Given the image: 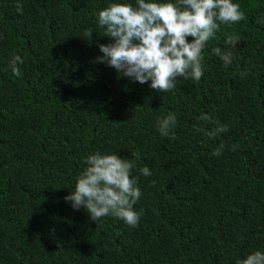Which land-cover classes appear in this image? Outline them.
Masks as SVG:
<instances>
[{"label":"trees","instance_id":"1","mask_svg":"<svg viewBox=\"0 0 264 264\" xmlns=\"http://www.w3.org/2000/svg\"><path fill=\"white\" fill-rule=\"evenodd\" d=\"M112 3L137 6L0 0V264H238L264 252V0H233L245 19L220 23L201 79L167 92L96 62L111 42L99 12ZM169 113L176 125L162 136ZM218 124L228 130L210 137ZM97 152L134 163L136 226L65 201Z\"/></svg>","mask_w":264,"mask_h":264},{"label":"clouds","instance_id":"2","mask_svg":"<svg viewBox=\"0 0 264 264\" xmlns=\"http://www.w3.org/2000/svg\"><path fill=\"white\" fill-rule=\"evenodd\" d=\"M17 11L22 13V4H17ZM243 19L240 5L233 0H177L175 4L137 0L135 7L130 3H112L99 12L98 23L106 28L111 42L99 45L103 55L98 56L96 62L114 68L120 77L140 84L150 82L156 92H167L176 87L178 77L200 80L203 75L202 51L220 23H236ZM225 43L235 47L238 38L228 35ZM213 53L226 66L234 59L228 48L217 47ZM17 62L23 63L18 55L12 58L10 67L19 76ZM176 121L172 113L161 118L158 121L160 134L169 136ZM227 130L226 125L218 124L208 135L216 136ZM223 148L221 145L213 155H221ZM232 150L235 151V146ZM85 163L86 169L65 201L70 202L74 210L85 208L95 222L112 215L129 226H136L140 213L135 211L134 205L141 191L138 181L130 178L134 163L117 154L99 152L88 156ZM140 171L144 176L151 175L148 167ZM238 264H264V252L255 251Z\"/></svg>","mask_w":264,"mask_h":264}]
</instances>
